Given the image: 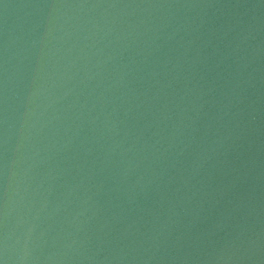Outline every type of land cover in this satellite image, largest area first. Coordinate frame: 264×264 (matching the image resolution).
<instances>
[{"label":"water","instance_id":"obj_1","mask_svg":"<svg viewBox=\"0 0 264 264\" xmlns=\"http://www.w3.org/2000/svg\"><path fill=\"white\" fill-rule=\"evenodd\" d=\"M0 264H264V0H0Z\"/></svg>","mask_w":264,"mask_h":264}]
</instances>
